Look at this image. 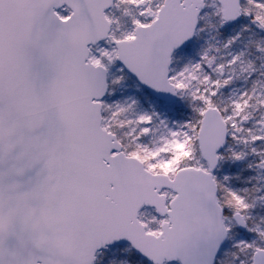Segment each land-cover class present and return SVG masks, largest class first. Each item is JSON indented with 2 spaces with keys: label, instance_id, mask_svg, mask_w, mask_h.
I'll return each mask as SVG.
<instances>
[{
  "label": "snow or ice",
  "instance_id": "snow-or-ice-1",
  "mask_svg": "<svg viewBox=\"0 0 264 264\" xmlns=\"http://www.w3.org/2000/svg\"><path fill=\"white\" fill-rule=\"evenodd\" d=\"M0 264H264V0H0Z\"/></svg>",
  "mask_w": 264,
  "mask_h": 264
}]
</instances>
